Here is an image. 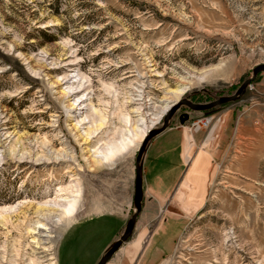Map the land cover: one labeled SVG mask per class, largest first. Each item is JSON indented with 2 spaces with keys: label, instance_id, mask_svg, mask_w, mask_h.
I'll list each match as a JSON object with an SVG mask.
<instances>
[{
  "label": "rangeland",
  "instance_id": "rangeland-1",
  "mask_svg": "<svg viewBox=\"0 0 264 264\" xmlns=\"http://www.w3.org/2000/svg\"><path fill=\"white\" fill-rule=\"evenodd\" d=\"M263 63L264 0H0V264H94L117 224L102 214L134 210L136 156L168 101L231 96ZM263 84L171 119L189 112L191 146L152 208L151 264H264Z\"/></svg>",
  "mask_w": 264,
  "mask_h": 264
},
{
  "label": "crops",
  "instance_id": "crops-1",
  "mask_svg": "<svg viewBox=\"0 0 264 264\" xmlns=\"http://www.w3.org/2000/svg\"><path fill=\"white\" fill-rule=\"evenodd\" d=\"M262 94L264 95V84L262 86ZM185 129V126H182L181 129V127H177L173 124L149 142L143 161L142 211L137 218L134 230L136 232L138 226L142 225L146 228V234L140 238L131 237L128 242L122 245L107 264H151L152 261H155V259L159 258L160 255L164 253L163 245L165 243V238L160 239V236L156 237L159 229L161 230V224L163 223H159L153 232H149L148 224L155 221L158 214L157 213L154 218L151 217L152 208L154 206L157 207L158 212L160 213L161 206L167 202L184 170L185 162L183 160V152L186 147L191 146V140L190 142L187 141V139L184 141ZM176 156L180 158V161L178 162L179 164L176 162ZM102 215L115 218L117 224L114 227L109 243L103 247L101 255L94 264L98 263L106 249L121 236L125 224L130 217L129 213H108ZM81 222L82 221L78 224ZM78 224L75 226L77 227ZM75 226L72 227L71 233L76 230ZM66 235L68 236L67 233ZM66 235L63 236V241L66 239Z\"/></svg>",
  "mask_w": 264,
  "mask_h": 264
},
{
  "label": "water",
  "instance_id": "water-1",
  "mask_svg": "<svg viewBox=\"0 0 264 264\" xmlns=\"http://www.w3.org/2000/svg\"><path fill=\"white\" fill-rule=\"evenodd\" d=\"M261 72H264V63L257 65L252 70V76L249 79L245 80L236 90V92L231 96H222L216 100L204 104L193 103L186 98L179 99L176 103L172 104L168 109V111L164 114L162 118V125L159 128H151L148 130L147 134L145 135L144 139L141 142L135 160V179H134V194H133L134 210L131 216L128 218L121 236L106 249V251L104 252V254L102 255V257L100 258L97 264H107L111 260V258L115 255V253L122 247V245L128 242L133 235L137 218L142 211L143 161L149 142L153 138H155L156 136H158L159 134H161L162 132H164L166 129L169 128L171 119L173 118V116L181 106L187 107L191 112H204L227 103L236 102L241 99V97L245 94L248 86L251 84V82L255 80L257 75L260 74ZM189 119H190L189 112H183L178 115V122L181 126H183Z\"/></svg>",
  "mask_w": 264,
  "mask_h": 264
},
{
  "label": "bare ground",
  "instance_id": "bare-ground-1",
  "mask_svg": "<svg viewBox=\"0 0 264 264\" xmlns=\"http://www.w3.org/2000/svg\"><path fill=\"white\" fill-rule=\"evenodd\" d=\"M184 89H182L178 94L176 93L175 96H174V99L171 100V101H168V105L164 108L163 112L161 113V115L158 117L157 120H160L162 118V116L165 114L166 111H168V109L170 108V106L174 103H176V100L177 98L182 95L184 93ZM88 137V136H87ZM144 136H141V138H143ZM109 147V152L106 154V155H103V160H98V159H95V163L97 164H101L103 162H107L109 159H111L115 153H116V147L113 146V145H108ZM94 159V158H93ZM78 195V192L76 193L75 196ZM65 204H66V207L63 208V213L62 215L64 217H72L77 209V200L76 198H70V199H67L65 201ZM60 221V219H58ZM63 220V219H62Z\"/></svg>",
  "mask_w": 264,
  "mask_h": 264
},
{
  "label": "built area",
  "instance_id": "built-area-1",
  "mask_svg": "<svg viewBox=\"0 0 264 264\" xmlns=\"http://www.w3.org/2000/svg\"><path fill=\"white\" fill-rule=\"evenodd\" d=\"M252 88L253 87L249 85V89H252ZM210 120L211 119L204 117L202 119H198L196 121H193L191 123L190 129L195 132L197 130H200L201 128H206L209 126Z\"/></svg>",
  "mask_w": 264,
  "mask_h": 264
},
{
  "label": "trees",
  "instance_id": "trees-1",
  "mask_svg": "<svg viewBox=\"0 0 264 264\" xmlns=\"http://www.w3.org/2000/svg\"><path fill=\"white\" fill-rule=\"evenodd\" d=\"M224 105H225V104H224ZM209 111H211V110H208V111H205V112L209 113Z\"/></svg>",
  "mask_w": 264,
  "mask_h": 264
}]
</instances>
